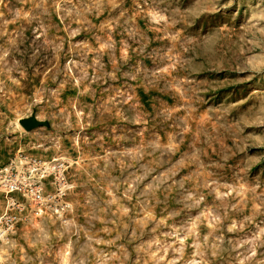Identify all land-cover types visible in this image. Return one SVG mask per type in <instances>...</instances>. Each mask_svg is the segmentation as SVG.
I'll return each mask as SVG.
<instances>
[{
	"label": "rangeland",
	"instance_id": "rangeland-1",
	"mask_svg": "<svg viewBox=\"0 0 264 264\" xmlns=\"http://www.w3.org/2000/svg\"><path fill=\"white\" fill-rule=\"evenodd\" d=\"M0 264H264V0H0Z\"/></svg>",
	"mask_w": 264,
	"mask_h": 264
},
{
	"label": "water",
	"instance_id": "water-1",
	"mask_svg": "<svg viewBox=\"0 0 264 264\" xmlns=\"http://www.w3.org/2000/svg\"><path fill=\"white\" fill-rule=\"evenodd\" d=\"M21 124L27 129L32 130L33 128H36L38 126H41L44 124L42 121H38L34 116L26 119L21 120Z\"/></svg>",
	"mask_w": 264,
	"mask_h": 264
}]
</instances>
